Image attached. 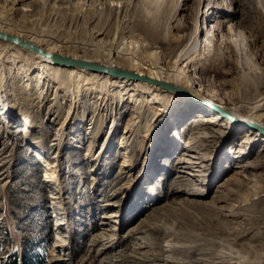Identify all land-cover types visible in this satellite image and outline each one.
<instances>
[{
	"label": "rangeland",
	"instance_id": "obj_1",
	"mask_svg": "<svg viewBox=\"0 0 264 264\" xmlns=\"http://www.w3.org/2000/svg\"><path fill=\"white\" fill-rule=\"evenodd\" d=\"M88 4L0 0V13L11 25H27L54 40L51 46L67 54L111 59L129 69L141 64L156 67V55L171 64L200 24L206 29L215 25L221 35L212 38L209 48L234 54L236 67L226 78L215 80L214 73L199 70L197 78L243 113L264 95V0H92ZM124 4L128 9L118 18L109 15L111 7ZM23 5L33 9L29 22L15 9ZM206 5L215 14L210 20L209 15L204 17ZM95 10L102 15L93 22ZM154 15L160 18L161 36L167 41L152 40L154 47L145 50L151 39L147 18ZM141 16L147 19L143 23ZM229 30L232 38L226 44L221 36ZM96 36L103 39L104 47L121 53L112 57L99 46L86 51ZM130 36L133 43L128 42ZM167 37L177 41L168 43ZM152 52L157 53L150 56ZM225 65V69L231 66ZM224 79L228 83L221 84ZM50 85L54 86L40 88L45 100L39 111L46 128L37 126L24 135L19 122L0 123V173L5 172L0 177V264L30 263L36 254L44 264H264V140L257 141L261 134L257 129L244 126L236 132L224 121L199 124L185 135L187 124L171 128L174 108L186 123L203 113L184 104L189 91L174 84H168L177 90L173 105L153 96L140 101L142 94L131 101V92L121 87L112 93H122L123 101L89 89L69 91L53 81ZM2 94L7 103L8 93ZM95 110L96 124L91 120ZM114 117H118L115 123ZM102 119L104 127L96 137L93 127L98 130ZM47 130L46 142L37 144ZM176 135L186 145L195 137L199 145L189 148L188 142V149L184 144L166 150L164 145ZM234 135L236 141L230 144ZM57 138L60 144L54 146ZM247 145L248 153L237 158ZM55 152L62 158L60 169L54 171L60 179L53 183L43 173L50 164H58ZM257 156L255 167H236L253 163ZM195 157L203 164L193 177L188 167L178 163ZM97 165L106 170L97 173ZM178 173L187 178L179 189L190 188L195 181L207 192L189 196L174 189L179 186L172 188ZM119 178L122 181L115 183ZM107 193L114 196L108 198ZM55 194L59 198H53ZM107 213L113 216L103 218Z\"/></svg>",
	"mask_w": 264,
	"mask_h": 264
},
{
	"label": "bare ground",
	"instance_id": "obj_2",
	"mask_svg": "<svg viewBox=\"0 0 264 264\" xmlns=\"http://www.w3.org/2000/svg\"><path fill=\"white\" fill-rule=\"evenodd\" d=\"M22 1L24 0H19V2ZM63 1H67L69 3L74 2V0ZM91 1L92 0H76V3L81 7H84L89 5L88 3ZM206 7H208V5H206ZM15 9L21 10V18H23L25 22L31 21V17L33 14L31 12L33 10L32 8L23 5L15 7ZM126 9H128V6H125V4L123 8H119L117 5L113 6L109 9V15L112 18H118L119 15H121V13ZM209 10L210 7H208L207 12L204 13V17L206 15H209L208 20L211 19L210 17H215V14L211 15L212 12H210ZM10 14L12 15L13 13ZM202 14L203 12H201V15ZM101 15V12L95 10L92 13L93 22L100 19ZM4 18H6V15L1 12L0 123L4 122V120H7V122L9 121V124L12 121L19 122L18 124L22 127L21 132L26 130L24 132V135H27V132L30 129L35 128L37 126L46 128L47 125L44 121H42V115L39 111L40 107L43 104V101L45 100V97H43V91H41L40 88H43V84H48V86H54L50 85V83L53 81L57 83L59 88L67 87L69 91L74 89V92L79 93L81 90L89 89L92 90V93L109 94L113 96L114 100L120 99L122 101L125 100L124 95H122V93L120 92L112 93V91L115 90L117 87L127 88V90L129 91L125 93L129 94L131 92V101H137V97L135 98L134 96L142 94L141 97L144 99H140V101L145 100L146 96H153L155 100H161L165 105H173L174 100H178V96L174 94V92L176 93L177 90L172 86H168V84H174L175 86L185 87L188 89L189 94H186L187 97L183 98L185 102L184 104L188 105L193 109L195 108L196 111L199 110L204 114L199 113V115H195V117L191 119V122L186 123L184 117L180 116V114L178 115L177 109L174 108L171 112V114L173 115L171 116L172 118H170L169 116V126L171 128H176L179 125L187 124V128L185 126V135V133H190V131L196 129L197 125L199 124L201 125L203 123H206L220 125L224 121L231 126L232 131L236 132L243 130V128H245L244 126H247L251 129H257L259 133H261L260 135H258V138H260L257 141L264 140V95L259 96V99L254 103L256 105L250 108V111L248 113H243L242 111L231 107V105L226 102L227 99L219 97L216 91L209 90L206 86H204V81L202 79L197 78L196 76V71L199 70L202 71V73H214L215 80L217 77L220 76L226 78L236 67L234 54L228 56V54L220 52L219 50H210L209 47L210 43L213 41L212 38L214 36H217V34L221 35L220 31L217 33L218 29H215V25H211L208 29H206L203 23V25L200 24L192 32V34L188 38L187 43L176 52L175 59L169 62L171 64L164 63L160 60V57L156 55L155 59H158V65L156 67H146L141 64L142 67H132V69H129L111 59H109L110 61H101L99 57H97L96 59H92L88 56L78 57L79 55L76 54H67L61 51L60 49L51 46V43L55 42L54 40L49 38L46 39V37L39 34L37 31L29 29L27 25H24L22 27H15L7 23ZM147 19H150L148 22L150 28H148L147 26V33L151 36V39L149 40L150 46L148 45L145 50L154 47L151 45V43L154 44L153 41H155V43H165V41H167V39L162 38L161 36V25L159 24L160 18H158L157 15H154L152 18ZM147 19L144 18V16H141L142 23ZM176 25L178 26V28L181 27V24L179 23H176ZM102 34L103 33L100 32L98 33V36ZM231 35L232 31L230 32L229 30L225 32V34L223 33V35L221 36L223 37V40L226 44H229L231 42ZM95 38L96 41H93L92 43H90V45H86V51H89L92 48L96 49L99 46L104 51H108L111 54H114L112 55V57H114L117 53H121V51L114 50V47H104L105 45L103 46L101 43V41H103L102 38L98 39L97 36ZM130 38L131 36L128 37V42L133 43V40ZM12 39H15L16 41H13ZM121 39H123V37ZM174 41H177V39L174 37L168 39V43H172ZM155 53L157 52L150 53V56H154ZM78 62H86L90 64L102 65L106 68L122 70L124 71V74H115L109 70L107 72L96 70L91 66L88 67L87 65H82L80 63L78 64ZM227 62L231 66H229L228 69H225V63ZM15 68H17V70ZM88 69L95 70V72H91ZM25 76H27V78ZM248 81H250L249 76L246 77L245 83ZM220 83H228V80H221ZM73 86L74 88H72ZM2 92L8 93L7 103L3 102L4 100L2 95L4 96V94H2ZM198 94L203 97V99H201L200 96L197 98L196 95ZM79 95L80 94H78V96ZM101 97V95L98 96V98ZM56 99V101L58 102L59 100L57 97ZM9 104L10 108H8ZM93 113L94 115L92 116L91 120H93L94 124H96V122H98L96 119L97 115H95L96 110L93 111ZM194 114L195 113H193V115ZM208 114L212 117L207 118L206 115ZM57 116L58 115H56V117ZM56 117L52 119L50 118L51 121H54ZM116 118L118 117H114V119H112L113 123L117 121ZM100 122L103 123L104 119H102ZM239 124L242 126H240ZM103 127L104 123L101 127H98V130H95L97 129V127H95L94 125L93 134L98 137L102 133L101 130L103 129ZM48 133L49 131L47 130L45 137H42L39 141H36V143L39 145L45 143L48 139ZM192 139L193 140L191 142L188 141L192 145L189 146V148L193 147L194 149L199 145L195 143L199 142L195 139V137H193ZM235 139L236 138L234 135L233 138L229 141L230 144L235 142ZM58 142L59 139L57 138L56 142L53 145H59L60 143ZM244 142L248 141L245 140ZM254 142H256L255 138ZM184 144L185 148L188 149L186 141H178V135H176L174 141H170L169 143L165 144L164 148L166 150H172L173 148H180L184 146ZM174 149L172 151H174ZM247 149L248 145L242 148L240 152L241 154H243H238L237 158H240L246 153H248ZM149 150L150 148H148V151ZM258 154L261 155L262 153ZM2 155L3 152H0V156ZM61 158V153L55 152L53 159L58 164H56L55 162L52 165L50 164L49 168L43 173V176L47 177L48 180L53 181V183H56L55 179H60L59 173H55L54 171L56 167L60 169ZM198 159L194 161L189 159H181L178 164L181 163L182 167H188L191 170L189 174L193 177H196L199 173H195L194 170H197L198 167L203 164L202 161H199ZM95 160L96 157L93 158V161ZM257 160L258 156L255 158V161L253 163L247 162L241 165L238 164L236 165V167H255V163ZM114 165L115 164H112L111 166L113 169L115 168ZM1 166L2 163L0 164V167ZM94 169L97 170V173L106 170L103 165H97ZM4 174L5 172L0 173V177H2ZM122 174L123 172L119 176H122ZM122 179L123 178L116 179L117 181H115V183L119 182L120 180L122 181ZM186 181L187 178H185L182 174L178 173L176 175V181L172 184L173 186L171 187L173 188L174 186H179L178 188L174 189H177V191L185 190V192L189 196H201L207 192V190L202 187V184L194 183L195 181L192 182L190 188L184 189L183 187V189H179L182 184H186ZM106 195L108 198L114 196V194L111 195L109 193H107ZM52 197L59 198L56 196V194ZM112 216L113 215H108L107 213L103 218L109 219ZM134 230L135 229H133V231ZM108 249L109 247L103 248L102 252H105Z\"/></svg>",
	"mask_w": 264,
	"mask_h": 264
},
{
	"label": "water",
	"instance_id": "obj_3",
	"mask_svg": "<svg viewBox=\"0 0 264 264\" xmlns=\"http://www.w3.org/2000/svg\"><path fill=\"white\" fill-rule=\"evenodd\" d=\"M12 40L13 41H16L15 39H12ZM79 63L82 64V65H87L88 67L91 66L92 68H95L96 70H100V71H104V72H107L108 70L109 71H112L115 74H122L124 72L122 70H116V69L106 68L105 66H102V65L90 64V63H86V62H78V64Z\"/></svg>",
	"mask_w": 264,
	"mask_h": 264
},
{
	"label": "trees",
	"instance_id": "obj_4",
	"mask_svg": "<svg viewBox=\"0 0 264 264\" xmlns=\"http://www.w3.org/2000/svg\"><path fill=\"white\" fill-rule=\"evenodd\" d=\"M35 255V254H34ZM36 259L32 262L30 261V263L27 260H24V264H44V260L42 259V257L39 254H36ZM16 264H19V261L16 262Z\"/></svg>",
	"mask_w": 264,
	"mask_h": 264
}]
</instances>
